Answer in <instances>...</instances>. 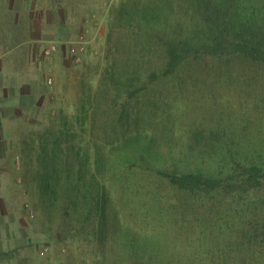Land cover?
<instances>
[{"label":"trees","instance_id":"1","mask_svg":"<svg viewBox=\"0 0 264 264\" xmlns=\"http://www.w3.org/2000/svg\"><path fill=\"white\" fill-rule=\"evenodd\" d=\"M99 67L96 86L83 85L79 131L60 114L23 140L41 210L75 222L94 248L90 264H264L256 112L175 131L161 107L163 88L188 74L215 101L218 92L264 102V0H120ZM115 169L137 202L122 200Z\"/></svg>","mask_w":264,"mask_h":264},{"label":"rangeland","instance_id":"2","mask_svg":"<svg viewBox=\"0 0 264 264\" xmlns=\"http://www.w3.org/2000/svg\"><path fill=\"white\" fill-rule=\"evenodd\" d=\"M119 1L57 0L58 8L50 11L49 17L52 22H67L64 29L53 23L50 33L33 41L26 31V17L22 22L13 18L14 23L5 22L12 10L0 5V20L4 21L0 23V264H90L94 257L93 246L84 234L75 231L73 220L60 212L49 216L41 210L39 195L29 181L28 165L24 164L23 140L45 125H59L60 114L69 116L79 131L75 119L80 113L83 85L96 86L99 65L105 61L110 9ZM47 4L52 5V1ZM38 12L39 8L33 9L35 15ZM52 45L56 49L46 54ZM190 75H181L170 92L163 88L161 107L171 114L175 131H191L192 126L193 130L209 128L212 119L224 112L237 119L248 109L256 112L251 119L256 127L253 131L264 135V102L259 104V98L236 93L223 97L218 92L215 101L202 76ZM216 106L219 111L214 113ZM122 174L115 169L110 176L119 192L128 183ZM130 178L129 185L140 179L133 174ZM121 194L129 203L137 202L141 195L135 188ZM129 217L124 213L125 220Z\"/></svg>","mask_w":264,"mask_h":264},{"label":"crops","instance_id":"3","mask_svg":"<svg viewBox=\"0 0 264 264\" xmlns=\"http://www.w3.org/2000/svg\"><path fill=\"white\" fill-rule=\"evenodd\" d=\"M48 1L49 0H0V5L3 7V9H10V11L12 10V14L11 16H9V20H6L5 22L14 23V20L11 21L10 18L16 19V22H22L21 18L26 17V19L24 20L26 23V31L28 33L29 40L33 41L40 40L41 38L45 37L46 34L50 33V30L55 27L53 23H58L59 26H62L61 29H64L63 26L67 23L61 19H58L57 21L54 20L53 22L51 21L49 13L50 11H55V9L58 8V4L57 0H50L52 1V5L47 4ZM36 8H39L40 10L37 15L33 13V9ZM75 9L76 7H74V12ZM69 11L71 15L72 11ZM4 14L6 15L5 12ZM0 18H3L2 15H0ZM1 22L4 23L3 20H0V23ZM35 32H37L38 35H36ZM39 33H41V37L39 36ZM59 34H61V32ZM1 39L2 36L0 33V40ZM19 45L21 46V43H19Z\"/></svg>","mask_w":264,"mask_h":264},{"label":"built area","instance_id":"4","mask_svg":"<svg viewBox=\"0 0 264 264\" xmlns=\"http://www.w3.org/2000/svg\"><path fill=\"white\" fill-rule=\"evenodd\" d=\"M55 49H56L55 45L48 47L46 49V54H48V55L51 54ZM79 49H80V51H83L85 48L83 46H81ZM50 81H52V80L50 79Z\"/></svg>","mask_w":264,"mask_h":264}]
</instances>
